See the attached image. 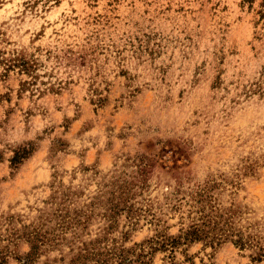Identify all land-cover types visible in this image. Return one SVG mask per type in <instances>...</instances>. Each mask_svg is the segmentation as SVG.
Returning <instances> with one entry per match:
<instances>
[{
	"label": "rangeland",
	"instance_id": "1",
	"mask_svg": "<svg viewBox=\"0 0 264 264\" xmlns=\"http://www.w3.org/2000/svg\"><path fill=\"white\" fill-rule=\"evenodd\" d=\"M122 257L264 264V0H0V264Z\"/></svg>",
	"mask_w": 264,
	"mask_h": 264
},
{
	"label": "trees",
	"instance_id": "2",
	"mask_svg": "<svg viewBox=\"0 0 264 264\" xmlns=\"http://www.w3.org/2000/svg\"><path fill=\"white\" fill-rule=\"evenodd\" d=\"M33 149L30 148H26L23 147L18 151H15L14 156L10 159L11 164H13L15 167L22 162L23 159L27 158ZM204 235H206V231L201 228L199 225L194 224L192 226L189 227V229H187L183 235H179V236H175L172 238H165V240L163 241V247H165L166 245L168 246H175L176 244H180L184 242H190L193 240H199L201 237H203ZM182 240V241H181ZM243 242H240V245H243ZM142 256V254L140 255ZM131 260H128V258L126 257H122L120 259V263L122 264L124 262H130ZM148 264V263H145Z\"/></svg>",
	"mask_w": 264,
	"mask_h": 264
}]
</instances>
